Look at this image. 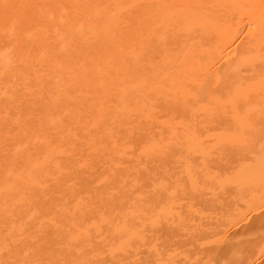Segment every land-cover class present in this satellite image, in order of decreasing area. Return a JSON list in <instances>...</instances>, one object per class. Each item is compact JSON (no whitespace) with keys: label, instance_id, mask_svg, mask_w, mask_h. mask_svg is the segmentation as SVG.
I'll return each instance as SVG.
<instances>
[{"label":"bare ground","instance_id":"bare-ground-1","mask_svg":"<svg viewBox=\"0 0 264 264\" xmlns=\"http://www.w3.org/2000/svg\"><path fill=\"white\" fill-rule=\"evenodd\" d=\"M261 135L264 0H0V264H252Z\"/></svg>","mask_w":264,"mask_h":264},{"label":"rangeland","instance_id":"rangeland-1","mask_svg":"<svg viewBox=\"0 0 264 264\" xmlns=\"http://www.w3.org/2000/svg\"><path fill=\"white\" fill-rule=\"evenodd\" d=\"M259 137L257 140L260 142L257 141V143L254 144V146L252 145L254 148L252 147V149H250V150H248L249 148H241L239 150L241 153H238L239 155L235 154L234 156L231 157L232 159L230 158V159L226 160L225 157L220 154L221 150L219 147H216L209 154H205V158L209 161H213V163H215L216 160H218L217 162L221 161L220 162L221 165L226 168V169L225 168L223 169L224 171H233V170L238 168L239 162H241L245 159L251 160L252 156L255 154L254 153L255 149H257V150L259 149L257 147L264 146L263 145L264 144V135H261ZM174 152H175V156H178V157L182 156V155H187L188 157H191L193 159H198V160H200L202 157L201 155H197V154L196 155L188 154L187 150L182 145H178L175 148ZM227 156H229V154ZM225 161H227V163ZM168 166H169V171L173 172L175 175H177V173L180 171V168L178 167L177 163H175L173 161L172 162L170 161ZM179 174H178V176H179ZM181 178H182V181L185 183L186 182V175L184 173L182 174ZM215 209L216 210H214V211L218 210V208H215ZM247 213H249V214H247ZM247 213L245 214L247 217L244 215L243 219H239V220L236 219L234 221V223H232V224L229 223L227 225V229L225 232L226 236L224 237L225 238L224 241H226L227 238L231 239V240L234 239L235 242H242L243 240H248V241L251 240V242H254V240H256V239H257V241L262 240V238L264 237V198L260 201L259 205L255 209H253V211L247 212ZM213 215H214V213H213ZM224 241H222V243ZM219 242L221 243V241H218V242H214L215 244L211 243L209 245L215 246L216 244L218 245ZM243 242H245V241H243ZM257 253H258V255H257ZM257 253H255L256 255L254 254L255 257H258V256H262V257L254 258V256H253L252 264H255V263L256 264H264V252L258 251ZM259 253H261V254L263 253V254L259 255Z\"/></svg>","mask_w":264,"mask_h":264}]
</instances>
